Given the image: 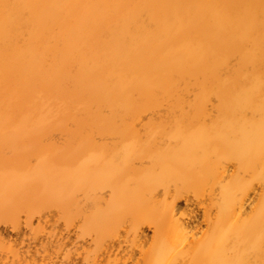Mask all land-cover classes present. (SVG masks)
I'll use <instances>...</instances> for the list:
<instances>
[{"label":"bare ground","instance_id":"6f19581e","mask_svg":"<svg viewBox=\"0 0 264 264\" xmlns=\"http://www.w3.org/2000/svg\"><path fill=\"white\" fill-rule=\"evenodd\" d=\"M51 209L112 256L152 228L135 264H264V0H0V225ZM50 232L1 231L0 264L52 261Z\"/></svg>","mask_w":264,"mask_h":264},{"label":"rangeland","instance_id":"374dc122","mask_svg":"<svg viewBox=\"0 0 264 264\" xmlns=\"http://www.w3.org/2000/svg\"><path fill=\"white\" fill-rule=\"evenodd\" d=\"M146 118H147V116H143L142 117V119H144V121L146 120ZM228 168H230V169H233V167L229 164V166H228ZM259 192V188L256 186V185H254V187H253V190L249 193V196H248V202L249 203H251L252 201L253 202H255L256 200V197H257V195H256V193L258 194V192ZM190 199L191 200H189V202L190 203H187V202H184L183 200L181 201H179L178 202V206H177V214H180V215H182V216H187V218H185L186 220H185V222L187 221V220H189L188 222H190L188 225H190V226H194L195 227V229H194V231H204L205 229H206V223H205V221L203 220V217H204V208L201 206V205H199V204H197V202L196 201H194L191 197H190ZM249 199H251V200H249ZM251 201V202H250ZM247 202V200L245 199V203ZM252 202V203H253ZM248 203V204H249ZM251 203V204H252ZM253 205V204H252ZM248 209V208H247ZM179 210V211H178ZM52 211V212H51ZM58 212L56 211V210H53V209H51L50 210V212H49V217L50 218H48V222H50L49 224L47 223V222H41V221H37V219L36 218H33L32 220H31V224L29 223V226L28 225H24V222H23V219H24V217H23V215L22 214H20V216H19V229H20V233H18V234H15V232L14 231H12L11 229H10V227H8V226H4L3 227V225H0V232L1 231H3L5 234H3L4 235V239L6 240V245H7V243H9V248L10 249H12L13 250V248H15L14 249V251H16L17 253L18 252H22L23 250H25L26 248H27V246L29 245V247L28 248H30V250H31V252H32V250H33V248H35V247H37L38 246V244L39 243H37L38 241L37 240H39V239H42V238H44L48 233L47 232H58V233H62V236H67L68 237V239L71 241V243H70V241H68V239H67V241L65 242V244L66 245H64L62 248H60V249H58L56 252H55V254H53V256L51 257V259L53 258V260L51 261V260H40V259H37L36 260V262L35 263H37V264H53V263H55V264H58V261H59V264H61V262H62V256H63V253L65 252V253H67V250H68V252H69V254H73L72 252H78L79 253V251H81L80 253H79V255L76 257V259H75V264L77 263V264H87V263H92V264H104V261H105V264H109L110 263V261H112L113 259H114V261H112V263L111 264H121L120 263V261H121V259L125 256V251H127V250H131V257H130V259L129 260H127V261H125V263L124 264H135L136 263V261L138 262L139 260H140V256H139V249L140 248H143V250H147V249H149V246H151V241H152V234H153V230H152V228L150 229V228H148V227H143L144 229H142V236H144L142 239H143V241H141V244L140 245H138L139 243L134 239V238H132V236H131V233L129 232H127L128 231V229L127 228H129L128 226H126V225H128V224H126V223H123L121 226H120V228H119V235H120V243H121V247H120V249L119 250H117V251H115V255L113 254V256L115 257H113L112 256V254L111 253H113V251L112 252H109L108 254H105V253H103V252H101L100 250H99V247H98V245L96 244L95 246H93V245H91V244H93V243H95V242H90V239L87 237V236H83L84 237V239H83V241L81 240V238L80 239H77L75 236H77V234H78V232H82V233H84V234H86L87 233V231H85V229L87 228V224H85L86 223V221H82L81 219H79L78 220V218H72V217H69V219L67 218V222H66V218H64V220H62L63 218V216L61 215L60 216V214L61 213H58ZM51 215V216H50ZM55 216V217H54ZM56 217H60L59 219H61V220H57L58 222H57V224H55L56 223ZM23 218V219H22ZM55 219V220H54ZM73 219V220H72ZM74 219H76V220H74ZM69 220V221H68ZM71 220V221H70ZM81 220V221H80ZM52 221H53V223H52ZM62 221H64V222H62ZM73 221V223H71ZM80 222H83L82 223V225L80 224ZM188 222H186V223H188ZM37 223H39V224H37ZM42 223V224H41ZM66 223H68L67 225H66V227H65V224ZM21 224V225H20ZM53 224V226H51ZM71 226H70V225ZM76 224L80 227V229L81 230H83V231H79V229H78V227H75L76 226ZM55 225V226H54ZM69 225V226H68ZM31 226H33L34 228H32ZM36 226V227H35ZM64 226V227H63ZM72 226H73V228H72ZM82 226V227H81ZM83 226H84V228L85 229H83ZM26 227H28V228H26ZM32 228V229H31ZM44 228V230L42 231V229ZM55 228V229H54ZM78 230H77V229ZM36 229H38V230H40V232L39 231H35ZM47 229V230H46ZM65 229H67V230H65ZM73 229V230H72ZM127 229V230H126ZM192 229V230H193ZM33 230H34V232H33ZM77 230V231H76ZM121 230H123V231H121ZM30 231H32V233L30 232ZM72 231V232H71ZM74 231H75V233H74ZM38 232V234H36V233ZM41 232H43V233H41ZM50 232V233H51ZM52 232V233H53ZM66 232H67V234H69L70 232V234L69 235H67L66 234ZM126 232V233H125ZM197 232V233H198ZM33 233L34 234H36V236H34V240L32 239H28V238H30L31 237V235L33 236ZM47 233V234H46ZM57 233V234H58ZM123 233H125V234H123ZM80 234V233H79ZM24 236V238H23V244H21L20 245V243H19V239L20 238H22L21 236ZM25 235H26V237H25ZM75 235V236H74ZM10 238H9V237ZM125 236V237H124ZM130 236V237H129ZM74 237H75V240H74ZM87 237V238H86ZM127 237H128V240H127ZM12 238H14V240H16L15 242H14V240L12 239ZM79 238V237H78ZM88 239H89V242H88ZM121 239H123V240H121ZM132 240V242H134V244H131L130 242V240ZM28 240V241H27ZM74 240V242H72ZM25 241V242H24ZM87 241V242H86ZM128 241V242H127ZM146 241V242H145ZM76 242H78V243H76ZM16 243V244H15ZM22 243V242H21ZM28 243V244H27ZM80 243V244H79ZM88 243V244H87ZM130 243V245H128ZM11 244V245H10ZM31 244H32V246H31ZM36 245L35 247H34V245ZM70 244H72V245H70ZM76 245V247H75V245ZM77 244H79V246L77 245ZM20 246V250H19V246ZM69 245V246H68ZM82 245V247H84V248H82V247H80ZM133 245V246H132ZM143 245V246H142ZM18 246V247H17ZM87 246V247H86ZM94 247L93 248V250L94 251H90V250H92V247ZM135 246V247H134ZM142 246V247H141ZM13 247V248H12ZM17 247V248H16ZM67 248V250H65V248ZM74 247V249H75V251H73L71 248H73ZM90 249H89V248ZM134 247V248H133ZM147 247V248H146ZM63 248H64V250H63ZM96 248H97V250H96ZM83 249H84V252H82L83 251ZM77 250V251H76ZM86 250H88L87 252H89L88 254H87V252H86ZM99 250V251H98ZM123 250V251H122ZM59 251V252H58ZM63 251V252H62ZM61 252H62V255H61ZM86 252V253H85ZM91 252H92V254H91ZM121 252V253H120ZM128 252V251H127ZM64 253V254H65ZM85 253V254H84ZM96 253V254H95ZM118 253V254H117ZM59 254V255H58ZM81 254H83L82 255V257H81ZM103 254H104V256H103ZM54 255L56 256V257H54ZM93 255H95V256H93ZM80 256V257H79ZM86 256H88V257H86ZM106 256H109V257H106ZM86 257V259H88V260H84V258ZM91 258V259H90ZM92 258H93V260L95 261V263L94 262H92L93 260H92ZM95 258V259H94ZM99 258V259H98ZM117 261H116V260ZM39 260V261H38ZM55 260V261H54ZM60 260H61V262H60ZM98 260V261H97ZM110 260V261H109ZM85 261V262H84ZM91 261V262H90ZM116 261V262H115ZM50 262V263H49ZM100 262V263H99ZM107 262V263H106ZM135 262V263H134ZM17 264V263H16Z\"/></svg>","mask_w":264,"mask_h":264}]
</instances>
